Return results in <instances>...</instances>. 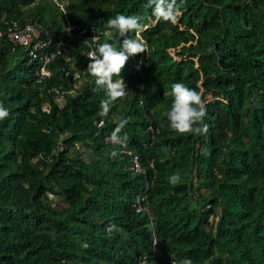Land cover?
<instances>
[{
    "label": "trees",
    "instance_id": "trees-1",
    "mask_svg": "<svg viewBox=\"0 0 264 264\" xmlns=\"http://www.w3.org/2000/svg\"><path fill=\"white\" fill-rule=\"evenodd\" d=\"M64 8L117 47L107 20L139 16L147 49L127 61L129 93L102 117L107 97L88 60L75 74L56 53L35 80L26 47L0 34L10 112L0 121V264H264V0H184L175 24L157 21L147 0ZM10 18L38 21L48 48L62 34L49 0H0V29ZM175 82L202 93L208 133L169 127ZM121 117L126 147L110 139Z\"/></svg>",
    "mask_w": 264,
    "mask_h": 264
},
{
    "label": "clouds",
    "instance_id": "clouds-1",
    "mask_svg": "<svg viewBox=\"0 0 264 264\" xmlns=\"http://www.w3.org/2000/svg\"><path fill=\"white\" fill-rule=\"evenodd\" d=\"M49 1H52L61 12L62 34L55 38L54 45L51 46V48L47 47L50 42L52 44L53 38L51 37V35L47 33L44 37H41L42 39H45L47 35L50 36V41L45 46V49L47 51L52 50L56 47L57 40L59 38H67V40H70L71 42L74 41V39L64 34L63 28L65 25V21H68L64 8L65 0H61L62 9L59 8L55 1ZM147 3L149 7H152L153 15L157 21L163 20L165 22L175 24L182 14V6L184 4V0H179V2L178 0H147ZM3 16L4 14L1 15L2 19ZM140 21L141 17L136 15L117 14L114 18H109L106 22L107 28L110 30H115L118 33V36L120 38L119 47H117L116 43L114 42L97 43L96 47L88 53V58L90 61L87 66V70L91 74V76L95 78L94 82L96 88L94 90L100 91L101 89H103L107 97L100 102V115L102 117H107L115 101H117L118 99H122L129 93L128 86L121 76L122 70L125 68L129 58L137 54L146 52L147 44L140 36V33L144 30V26ZM74 27L80 28L79 25H75ZM94 27L96 28V32L99 33L100 30L96 26ZM129 33H135V38L130 37ZM96 39L98 38H96L95 36L92 38V40L94 41ZM76 48L77 47L75 45V48L73 50H76ZM73 50H66V54L64 57L69 60V66L73 69V73L76 74V72H78L82 65L77 68L72 64V59L74 56L77 55L80 57V54L73 53ZM62 51L64 50H61L60 52ZM209 51H211V49H209ZM114 77H116V79H113ZM54 93V100L58 105H60L63 101L62 93L59 92L58 89L57 92ZM170 94L173 96V100L170 110L165 114L167 120L169 121V127L173 131L180 134L202 135L208 133L209 125L205 123V118L207 116V105L202 98V93L195 89L189 88L183 82H175L171 85ZM58 97H61L60 103L56 101ZM9 115V109L4 105L3 102H0V121L5 120ZM128 122L129 120L126 117H121L119 119L117 126L113 130L110 137L113 143L120 144L124 147L127 146L129 141L128 136L126 134L121 136L120 133L125 128ZM113 155H115V153ZM179 181L180 175L178 173H174L169 177V182L172 184H176ZM144 264H147L146 260ZM173 264H175V262H173ZM179 264H193V261L190 258H185L181 260Z\"/></svg>",
    "mask_w": 264,
    "mask_h": 264
},
{
    "label": "built area",
    "instance_id": "built-area-1",
    "mask_svg": "<svg viewBox=\"0 0 264 264\" xmlns=\"http://www.w3.org/2000/svg\"><path fill=\"white\" fill-rule=\"evenodd\" d=\"M57 3L59 8L62 9L61 0H53ZM75 25L70 24L65 21L64 34L68 37L74 39V41L67 40V38H59L57 40V45L54 49L47 51L45 46L50 41V36L47 35L45 39L39 36L41 31V25L36 21H23L17 19L5 20L3 27L0 29V34H3L5 39L11 45H22L26 47V53L29 58L35 60V66L33 68V73L35 75V80H39L50 74V68L47 66L49 59L61 50H73L75 48V42L82 43V57L74 56L72 59V64L75 67H80L83 60H89L88 53L92 51L97 44V39L94 41L92 38L95 36L98 38V33L93 25L89 27L75 28ZM67 72V69L64 70ZM54 92H57L56 87H52ZM60 98L58 97L56 101L60 103ZM135 168L137 167L136 161L133 158ZM138 207V205H137Z\"/></svg>",
    "mask_w": 264,
    "mask_h": 264
},
{
    "label": "rangeland",
    "instance_id": "rangeland-1",
    "mask_svg": "<svg viewBox=\"0 0 264 264\" xmlns=\"http://www.w3.org/2000/svg\"><path fill=\"white\" fill-rule=\"evenodd\" d=\"M27 62H30L29 60H27ZM50 196V195H49Z\"/></svg>",
    "mask_w": 264,
    "mask_h": 264
}]
</instances>
